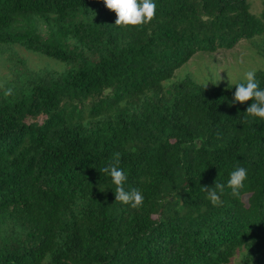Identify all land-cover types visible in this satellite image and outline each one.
Wrapping results in <instances>:
<instances>
[{"label":"trees","instance_id":"1","mask_svg":"<svg viewBox=\"0 0 264 264\" xmlns=\"http://www.w3.org/2000/svg\"><path fill=\"white\" fill-rule=\"evenodd\" d=\"M155 2L148 23L123 27L103 0H0L13 63L0 78V264H264V120L232 102L234 85L165 86L197 52L262 36L264 7ZM17 47L62 69L24 68ZM117 159L138 207L115 201L102 169ZM236 167L243 187L211 202L204 188Z\"/></svg>","mask_w":264,"mask_h":264},{"label":"rangeland","instance_id":"2","mask_svg":"<svg viewBox=\"0 0 264 264\" xmlns=\"http://www.w3.org/2000/svg\"><path fill=\"white\" fill-rule=\"evenodd\" d=\"M251 12L260 16L263 12L262 0H248ZM264 45V34L252 40H242L232 49H218L214 53L199 51L186 64L179 68L173 78L165 83V86L174 85L183 81H191L195 84L208 87H227L234 85L243 78V73L255 69L256 73L264 71V57L255 47ZM18 55L14 57L26 64L24 68L31 71L60 70L62 69L52 59L26 52L24 49L15 48ZM9 53L0 57L1 85L4 79H10L13 63L9 62ZM21 67V64H20ZM22 68V67H21ZM43 118L39 119L41 122ZM32 122V120H28ZM230 264H240L237 255Z\"/></svg>","mask_w":264,"mask_h":264},{"label":"clouds","instance_id":"3","mask_svg":"<svg viewBox=\"0 0 264 264\" xmlns=\"http://www.w3.org/2000/svg\"><path fill=\"white\" fill-rule=\"evenodd\" d=\"M105 7L115 12L117 26H139L148 23L155 15V0H103ZM206 86V85H205ZM233 103L243 104L251 101L244 113L250 119L264 120V87L259 86L256 77V70L250 69L243 73V78L234 84ZM8 93L11 89L7 90ZM118 159L109 162L103 169L108 173L110 182L114 186L115 201L130 207H138L143 202V194L137 188H126L127 176L125 171L118 167ZM247 179V169L236 167L229 173L226 184L214 183V186L204 190L208 193L211 202L219 200V194L227 187L233 194H236L244 185Z\"/></svg>","mask_w":264,"mask_h":264}]
</instances>
